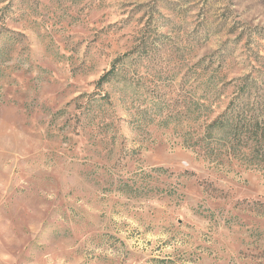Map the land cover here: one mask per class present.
I'll return each mask as SVG.
<instances>
[{
	"label": "rangeland",
	"instance_id": "374dc122",
	"mask_svg": "<svg viewBox=\"0 0 264 264\" xmlns=\"http://www.w3.org/2000/svg\"><path fill=\"white\" fill-rule=\"evenodd\" d=\"M0 264H264V0H0Z\"/></svg>",
	"mask_w": 264,
	"mask_h": 264
},
{
	"label": "trees",
	"instance_id": "16d2710c",
	"mask_svg": "<svg viewBox=\"0 0 264 264\" xmlns=\"http://www.w3.org/2000/svg\"><path fill=\"white\" fill-rule=\"evenodd\" d=\"M112 75V71L108 72L107 74H105L101 79L100 81L101 82H106V81H109V77Z\"/></svg>",
	"mask_w": 264,
	"mask_h": 264
}]
</instances>
